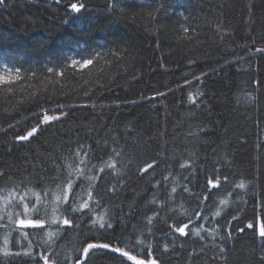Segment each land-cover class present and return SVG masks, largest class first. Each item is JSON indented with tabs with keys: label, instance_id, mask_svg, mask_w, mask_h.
<instances>
[{
	"label": "trees",
	"instance_id": "trees-1",
	"mask_svg": "<svg viewBox=\"0 0 264 264\" xmlns=\"http://www.w3.org/2000/svg\"><path fill=\"white\" fill-rule=\"evenodd\" d=\"M0 67V264H264V0H0Z\"/></svg>",
	"mask_w": 264,
	"mask_h": 264
},
{
	"label": "snow or ice",
	"instance_id": "snow-or-ice-1",
	"mask_svg": "<svg viewBox=\"0 0 264 264\" xmlns=\"http://www.w3.org/2000/svg\"><path fill=\"white\" fill-rule=\"evenodd\" d=\"M73 8H76V5H73ZM258 51H260V50H258ZM72 63L75 65L77 63V61L73 60ZM83 63L84 64H91L92 63V60H90V59L89 60H85V61H83ZM48 71L49 72H52L53 69L49 68ZM56 119H57L56 116H48V115H45L44 116V121L45 122L52 121V120H56ZM37 130H38L37 128H33L31 131H29L27 133L26 136H21V137H19V139L26 140L29 137H31L35 132H37ZM183 166L184 165H181V167H183ZM108 167L115 168V165L110 164V165H108ZM151 167H152V165L149 164L148 165V168H151ZM101 171H103V169H101ZM143 171H147V168L143 169ZM77 174L78 175H84L83 172H81V171H78ZM88 179L91 180V178H88ZM218 185H219V178L218 177H214L212 179L206 178V190L208 188H217ZM236 187L237 188H240V189H243V188L246 187V185L243 182H240L239 184L236 185ZM92 188H93V186L90 183L89 186L86 189H84L82 193H77L75 191H72V201H71V203H69L68 208L71 211H73V212L77 211L78 210V208L76 206L77 205V202H78V200H81L82 199L83 200V203H80L79 204V208H86V209H89L90 212L94 213L95 212V208L94 207H91L90 208L89 202L90 201L93 202L96 207L99 206V202H98V200H94L93 195H92ZM57 189L63 195L64 201H67L68 192H69V190L73 189V183H72L71 180H69L67 182V187H61L60 185H57ZM175 191H176V189L175 188H172V192H175ZM25 198H26V196L25 197H21V203L23 205L22 212L24 214V218H18L15 221H13V223L16 224L19 229H23V228L29 227V226L32 227V228H37V227L42 228L43 227V224H44V221L39 216V211L40 210L39 209H34V211L37 214V218L36 219H32V218L28 217V215H27L28 205L27 204H23V201H24ZM54 198L57 201L61 200V196L60 195H55ZM29 203L35 204L36 202L29 201ZM221 203L226 204L227 201L226 200L225 201H221ZM43 211L45 213H47L48 210L45 207V208H43ZM20 215H21V213H17V216L18 217ZM106 215H107V211L105 210L104 214L103 215H100L98 220H93V224H97L98 223L100 228H104L105 225L107 224V227L110 228L111 227L110 222H108V221L105 220V216ZM215 215L219 216L220 215V212L217 211L215 213ZM8 218L11 219V215H9ZM0 219H3V217H0ZM148 219H149V223H151L152 218H148ZM51 222L52 223H55L56 222L55 217H53V219H52ZM63 224H65V225L70 224V220L69 219H64L63 220ZM188 227H189V224L188 223H183V226L176 227L175 228V231L178 232V233H180V234H182V235H187L188 233L185 230L188 229ZM247 227L251 229V228H253V224H248ZM193 231H194V234L195 235H197V236L200 235L199 229H193ZM47 235L49 236V238H51V236L55 235V233L49 232V233H47ZM258 235L260 237L264 238V222H260L259 223V226H258ZM27 236H28V233L27 232H22L21 231V233H20V239H27ZM20 239L17 240V244L20 243ZM8 243H9V240L6 237L4 239V245H5L4 253H5V255H9L10 254L8 252V250H7ZM143 245H144V241H142V240L137 241V245L131 246L130 247V250H132L134 248V250H136L137 251V254L139 255L141 253V251H142V246ZM125 246L128 247L129 244L126 242ZM148 247H149V253L148 254L150 255V246H148ZM27 248H28V251H25L23 253L24 255H30L31 254V248H32L31 241L28 242ZM97 248H103V249H109V248H111V250L113 252H117V253L122 252V249L120 247H112L108 243H103V244L89 243L87 245V247H85L83 249V253H84L85 256H87V254H88V252H89L90 249H97ZM19 254L20 253H17V255H19ZM122 254H123V256L127 257L128 260L134 261L135 264H146L145 260L138 259L137 258V255H131L130 254V251H123ZM43 259H44V264H48V257L47 256H44ZM147 264H156V260L155 259H149L147 261Z\"/></svg>",
	"mask_w": 264,
	"mask_h": 264
},
{
	"label": "rangeland",
	"instance_id": "rangeland-1",
	"mask_svg": "<svg viewBox=\"0 0 264 264\" xmlns=\"http://www.w3.org/2000/svg\"><path fill=\"white\" fill-rule=\"evenodd\" d=\"M9 73L8 68H1L0 67V77L2 78L3 76L7 75ZM56 116V115H55ZM57 117V116H56ZM44 121V120H43ZM45 122V121H44ZM38 129V128H37ZM19 140V139H18ZM27 140V139H26ZM147 264V263H146Z\"/></svg>",
	"mask_w": 264,
	"mask_h": 264
},
{
	"label": "water",
	"instance_id": "water-1",
	"mask_svg": "<svg viewBox=\"0 0 264 264\" xmlns=\"http://www.w3.org/2000/svg\"><path fill=\"white\" fill-rule=\"evenodd\" d=\"M26 136V135H25ZM19 140H21V139H19Z\"/></svg>",
	"mask_w": 264,
	"mask_h": 264
}]
</instances>
